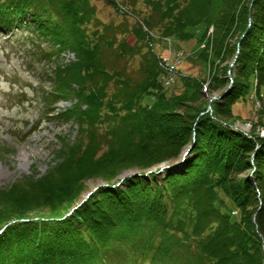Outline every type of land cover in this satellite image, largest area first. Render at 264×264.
Here are the masks:
<instances>
[{
    "label": "trees",
    "instance_id": "16d2710c",
    "mask_svg": "<svg viewBox=\"0 0 264 264\" xmlns=\"http://www.w3.org/2000/svg\"><path fill=\"white\" fill-rule=\"evenodd\" d=\"M111 1L121 21L95 28L98 19L88 0H0V29L33 27L32 35L46 42L38 48L42 59L73 53L68 63L53 64L45 113L58 100L74 99L61 118L79 129L74 143L64 146L63 163L39 181L19 179L0 196V264H264V147L253 149L263 139L231 127L242 120L233 111L236 103L259 101L264 110V0H254L250 13L249 0H144L150 13L127 11L131 21ZM203 25H212L214 34L195 59L211 76L209 94L219 90L221 96L212 101V113L204 78L183 76L179 94L162 92L163 71L146 44L156 41L152 31L179 41L196 39L193 30ZM112 28L134 37L132 45L125 37L120 41L121 55L133 54L138 43L147 48L137 78L103 61L102 50L116 37L109 35ZM241 35L233 82L224 93L227 64L220 65L232 59L235 47L227 46ZM110 77L117 90L105 106V83L99 86L98 80ZM145 95H152V104L138 106ZM116 96L124 112L111 115L106 107L115 111ZM101 118L113 122L103 134L97 132ZM256 124L264 120L253 122L252 131ZM100 137L109 144L98 155ZM188 144L182 163L158 172L159 165L177 163ZM67 152L68 161L70 152L83 155L72 180ZM132 169L139 175L114 186L118 174ZM86 179L100 183L88 190ZM63 182L66 188L57 189ZM31 184L54 192L30 203L36 194ZM98 184L104 185L81 202L83 190Z\"/></svg>",
    "mask_w": 264,
    "mask_h": 264
},
{
    "label": "rangeland",
    "instance_id": "374dc122",
    "mask_svg": "<svg viewBox=\"0 0 264 264\" xmlns=\"http://www.w3.org/2000/svg\"><path fill=\"white\" fill-rule=\"evenodd\" d=\"M88 2L95 9L96 18L98 19L99 24L97 23L95 28H102L103 24L108 23L112 26L121 21L120 16L117 14V10L111 4V0H88ZM115 2L118 8L126 10L125 12L150 13L149 7L144 0H135V2H133V0H115ZM128 12L127 17L130 18H127V20L131 21L133 14L129 15ZM248 13H250V11ZM93 25L95 24H92V26ZM92 26L89 25L88 32L94 29ZM205 28L206 26L203 25L199 28V32L193 30V33H196V39L200 37ZM32 29L33 27L19 30H13V28L10 30H0V196H4L9 191L8 188L19 179H32V182L39 181L48 171L63 163L64 156H62V154L64 155V146L72 145L79 133L78 126L73 120L70 119L65 121L61 118L62 112L70 107V105L76 104V100L70 98L58 100L51 105L52 107L55 106L54 112L49 114L45 113L51 103L49 95L47 98L45 96L50 92V89L54 87V83L49 79V77L53 75V64L55 65V62H59L62 65L68 63L70 60H73V53L62 52L58 57L50 61L42 59L39 56L38 48H42L46 42L32 35ZM206 29L205 37L199 43L195 38L187 41H179L176 40L175 37H158L156 32H150L154 37L153 39L156 41L154 45L149 41L151 44V46H148L149 51L151 53L153 51L155 54L159 51L161 57L165 59L168 58L170 61L166 62L167 60L162 59V62L167 65L159 66L163 71L160 75L159 82L162 92L165 94H179L182 89L181 77L183 76L204 78L205 81L203 85L206 86L205 93L208 95L212 92L210 89L211 76L207 75L206 70L201 66L202 64L195 59L197 52L206 48L207 43L213 38L214 27L208 25ZM113 34L116 37H114L115 39L112 47L102 50L103 61L108 68L124 71L132 78H137L139 76L138 67L142 57H148L147 48L145 46L143 47L142 43H138L137 51H134L133 54L125 52L124 54L127 55L128 58H126V56L123 57L124 54H120L118 44L122 41L123 37H125L126 44L132 45L135 41L134 37L132 34L124 32L121 34L120 31L115 34L112 28V30L109 31V35L111 36ZM241 38L242 35L236 43L234 42V38H232L229 43L230 45L227 47H229L230 50H232L231 47H235L234 51L236 50L238 53V45ZM180 53L182 54L181 56ZM176 55L178 56L176 57ZM232 59L225 58L222 65H220V67H224V65L227 64L225 77L228 80V84L231 78V85L234 76L233 70L231 71L233 66L230 64ZM108 68H106V70ZM167 68H171L172 70L169 71ZM108 71L111 72L109 69ZM113 80V77L98 80L100 81L99 86L105 83L104 92L106 94L103 99L105 106H107V102L112 99L113 93L117 90ZM173 83L174 85L170 86ZM70 87L73 88L74 84H71ZM43 90L47 93L43 94ZM218 92L219 90L214 92V94H209V98L212 96H219ZM251 97L253 98L254 95ZM21 100H25V103H20ZM116 100H118V102L112 105L115 108L114 112L106 107V111L111 115H113V113L124 112L121 108L122 104L119 102L120 98L116 96ZM213 100L214 99L211 101H209V99L207 100L209 107ZM152 102V95H145L138 100L136 104L138 106H150ZM78 106L82 109L86 107L84 104H79ZM233 111L239 115L242 120L235 121L231 127L241 131L246 136H250V132L258 134L263 141L255 145L253 149L258 150L261 146L264 147V124H256L257 127L253 131L251 128V124L258 121L259 117L264 120V110H262L260 102L254 101L253 103L248 101L236 103L233 107ZM210 113L212 112L210 111ZM101 120L102 122H100L97 129L99 134H103L113 124L112 118L110 121L103 120V118H101ZM108 144L106 139L100 137L97 145V154L100 155L104 152V150L108 148ZM261 152L264 153V149H262ZM70 153L72 162L68 161V152L66 153L67 165L69 166V168H67V174L72 177V180L77 171V166H74L75 162L78 163L83 155L77 152ZM182 156L183 155H181L180 158H182ZM178 163L179 161L175 164L178 165ZM175 164H163L159 165V167L162 166L161 168L165 169L173 167ZM152 170L147 173L152 172ZM137 171L136 169L123 170L116 176V182L123 177L117 185L126 177L139 175ZM158 172H161V170ZM159 178H161V176ZM95 183H100V180L86 179L83 182L84 186H88V190L90 189L89 187L93 186ZM55 185H57V189H64L66 182L56 183ZM29 188L32 190L31 194H33V192L36 193L33 197L27 199L30 203H38L37 199L41 200L43 196H49L48 194L54 192L51 187H49L48 190H44L45 187L41 186V188H38L36 184H31ZM87 193V190H83L79 196L80 199L82 200ZM224 200L227 202L228 206L232 208L230 202L225 198ZM231 213L234 214L233 211Z\"/></svg>",
    "mask_w": 264,
    "mask_h": 264
},
{
    "label": "water",
    "instance_id": "95a60500",
    "mask_svg": "<svg viewBox=\"0 0 264 264\" xmlns=\"http://www.w3.org/2000/svg\"><path fill=\"white\" fill-rule=\"evenodd\" d=\"M253 1H254V0H250L249 3H248V7H247L248 12L250 11V7H251ZM236 52H237V51H236ZM236 52H235V55H234V57H233V59H232V61H231V63H230L231 66H233V64H234V62H235V59H236ZM229 68H230V67H229ZM230 85H231V78H230V83L228 84V86H227L226 90L224 91V93H226V92L230 89ZM220 97H221V96H214V97L212 96V97L209 98V101H211L212 99L220 98ZM122 179H123V177H122L119 181H121ZM119 181H118V182H119ZM99 185L101 186L102 184H98V185L92 187L91 191H88L87 195H86L81 201H84V200L88 197V195H89L93 190H95Z\"/></svg>",
    "mask_w": 264,
    "mask_h": 264
},
{
    "label": "bare ground",
    "instance_id": "6f19581e",
    "mask_svg": "<svg viewBox=\"0 0 264 264\" xmlns=\"http://www.w3.org/2000/svg\"><path fill=\"white\" fill-rule=\"evenodd\" d=\"M186 155H187V153L184 154V155L182 156V158H180L179 163H182V162L184 161L185 157H187ZM175 165H176V164H175Z\"/></svg>",
    "mask_w": 264,
    "mask_h": 264
}]
</instances>
